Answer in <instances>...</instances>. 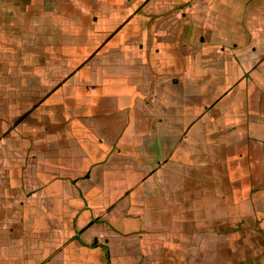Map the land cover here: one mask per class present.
<instances>
[{
	"label": "crops",
	"instance_id": "crops-1",
	"mask_svg": "<svg viewBox=\"0 0 264 264\" xmlns=\"http://www.w3.org/2000/svg\"><path fill=\"white\" fill-rule=\"evenodd\" d=\"M262 199L264 0H0V264H194Z\"/></svg>",
	"mask_w": 264,
	"mask_h": 264
},
{
	"label": "rangeland",
	"instance_id": "rangeland-1",
	"mask_svg": "<svg viewBox=\"0 0 264 264\" xmlns=\"http://www.w3.org/2000/svg\"><path fill=\"white\" fill-rule=\"evenodd\" d=\"M229 197H231V194H229ZM257 204H259L260 209L256 210V213H264V199H262L261 201L257 200ZM233 211L234 213H243V215L249 214V211L247 210L240 212L236 211V208L231 207V203L229 204V206H227V208L222 205L218 206V208L212 207L211 209H205V212H202L207 214L212 213L216 215L217 213H219V218L217 221L212 219L211 229H228V231H230V229H233L234 234L232 236V240H230L233 244L228 248L224 246L225 243H219V247L217 244V254L215 253L216 247L207 248L205 245V248L203 247L202 249V255L199 256L197 254L194 259H191V261H194V264H264V227H259L257 223L254 224L255 222L252 219V216L249 219V221H251L252 223L244 226H231L236 220L231 217V213ZM227 213L229 217L227 219L221 220L220 216H225ZM205 228H207L206 225H202L201 229ZM134 251L136 250L134 249ZM131 253V249H123L121 251V254L116 253L117 255L115 254V258L117 264H134L135 262L138 264H182L181 262L183 261V259L175 258L171 254L172 252L167 256V258L160 257L158 259H154L153 261H151L150 258H147L144 251L143 254H145V256L143 258H139L136 253ZM99 257H93V259L90 260L85 256V260L87 261V264H102L100 263V261H104L107 263L109 261H112V259H109V257L107 256L106 251H104V253H102V255Z\"/></svg>",
	"mask_w": 264,
	"mask_h": 264
}]
</instances>
